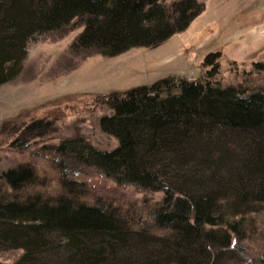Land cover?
Masks as SVG:
<instances>
[{"label":"trees","instance_id":"1","mask_svg":"<svg viewBox=\"0 0 264 264\" xmlns=\"http://www.w3.org/2000/svg\"><path fill=\"white\" fill-rule=\"evenodd\" d=\"M198 0H0V85L17 77L29 41L68 25L72 49L114 56L154 48L182 32ZM211 52L200 78L166 77L105 95L100 117L112 148L83 137L51 147L59 191L44 194L25 164L0 169V253L10 264H228L264 214V88L223 85ZM39 119L25 129L47 131ZM40 132V131H39ZM241 151V153H239ZM86 168L146 193H162L144 216L83 199L69 178ZM264 240V229L261 234ZM7 264V263H0Z\"/></svg>","mask_w":264,"mask_h":264},{"label":"rangeland","instance_id":"2","mask_svg":"<svg viewBox=\"0 0 264 264\" xmlns=\"http://www.w3.org/2000/svg\"><path fill=\"white\" fill-rule=\"evenodd\" d=\"M198 1L202 10L186 29L154 48L135 47L114 56L72 49L81 28L71 24L29 41L21 72L0 85V169L29 165L38 177L35 190L56 194L60 173L51 147L74 137L102 149L115 145L98 125L100 117L110 113L102 103L105 95L166 77L200 78L210 69L203 65L210 52L221 84L264 88V0ZM39 119L49 122L47 131L25 135L24 129ZM69 178L85 184L84 200L124 211L132 208L140 219L162 197L159 192L117 185L92 168ZM256 219L258 234L240 243L241 258L228 264H264V240L259 235L264 214ZM19 256L16 250L0 253V263L10 264ZM42 261L64 264L53 255Z\"/></svg>","mask_w":264,"mask_h":264}]
</instances>
